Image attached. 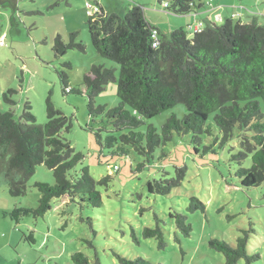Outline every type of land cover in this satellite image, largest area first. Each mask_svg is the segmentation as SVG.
I'll list each match as a JSON object with an SVG mask.
<instances>
[{"label":"rangeland","instance_id":"374dc122","mask_svg":"<svg viewBox=\"0 0 264 264\" xmlns=\"http://www.w3.org/2000/svg\"><path fill=\"white\" fill-rule=\"evenodd\" d=\"M202 1L207 8L197 18L166 10L159 0H14V7L0 6V113L12 110L19 119L26 103L30 102L37 123L43 125L48 121L46 101L50 97L71 125L61 136L70 142L76 153L84 156L75 168L78 173L88 167L97 181L110 176L107 185L97 187L102 195L101 207L81 206L80 202H71L65 196L54 199L52 209L44 217L27 215L17 222L10 213L16 207L37 208L41 192L35 183L53 185V171L44 164L38 165L23 196L10 194L8 182L1 173L0 264H68L75 251L84 252L92 261L98 258L101 264H120L115 252L128 257L142 256L159 264H225V255L211 248L209 240L219 238L236 245L241 230L249 229L251 224L255 233L250 249L261 254L256 264H264V185L245 188L237 178L239 163L231 159L240 150L237 132L224 148L217 144L215 152L209 150L204 155L203 148L195 152L192 135L177 133L172 141L157 149L150 161L138 152L112 154L111 150L101 147L95 136V131L104 126L102 120L106 116H91L88 97L80 92L66 93L58 74L64 70L73 88L83 84L93 65L117 67L119 79V66L102 57L93 45L87 21L98 4L106 12L122 16L135 4L140 5L149 22L153 25V21L159 22L163 34L169 37L180 27L193 36L187 24L195 25L199 18L206 23L212 11L213 18L222 16L216 19L218 25L231 17L245 22L256 19L264 25V0ZM72 34L76 41L84 44L85 51L67 47L57 53L54 49L57 37L68 46ZM9 90L16 91L9 95L15 104L4 99ZM119 103L117 81L110 82L95 99L96 105H106L108 109ZM187 111L186 105L181 103L146 119L140 130L146 131L153 124L161 131L173 113L183 118ZM107 132H102L103 137ZM213 138L205 135L203 144L209 146ZM144 162L146 166L139 169V164ZM250 165L249 156L243 166ZM183 167L187 170L182 184L170 194L149 192L148 181L175 177L177 169ZM225 182L238 186L228 187ZM192 196L206 205L205 212L188 210ZM175 211L188 215L194 228L191 236H183L177 230L170 216ZM155 215L161 219L160 225L166 232L165 249L158 248L155 238H145L142 234L145 227L157 226ZM31 233L34 243L26 238ZM177 235L180 241L176 240ZM85 240L91 241L93 246ZM238 264L246 262L242 259Z\"/></svg>","mask_w":264,"mask_h":264},{"label":"trees","instance_id":"16d2710c","mask_svg":"<svg viewBox=\"0 0 264 264\" xmlns=\"http://www.w3.org/2000/svg\"><path fill=\"white\" fill-rule=\"evenodd\" d=\"M212 0H210L211 2ZM242 1V0H239ZM168 3L166 10L184 15L204 8L202 0H159ZM210 4V3H209ZM201 22L203 30L195 32L193 27ZM92 41L97 52L104 58L115 62L118 68L93 65L79 87H72L64 70L58 71L64 91L80 92L89 99L91 116L105 115L104 126L95 131L97 142L112 154L130 155L138 152L150 161L157 149L172 141L175 133L192 135L196 153L206 154L216 151L218 144L224 148L235 137L240 150L232 155L239 163L236 176L245 188L264 185V25L256 19L245 22L231 17L218 25L216 19L197 21L188 27L194 35L189 36L186 28L172 31L170 37L147 19L142 6L135 4L124 16L117 12H106L103 7L90 14L87 21ZM158 31V46L154 47L153 30ZM85 51L82 42L72 34L66 46L60 36L54 49L57 53L66 48ZM118 82L120 103L110 109L106 105H96V97L110 82ZM9 90L4 99L15 104L9 97L15 93ZM47 103L48 121L38 124L27 102L19 119L14 112L0 113V174L5 176L12 196H23L28 180L36 173L38 165L44 164L53 171L55 183L38 181L35 186L41 192L37 208L16 207L10 215L17 222L27 215L44 217L51 209L54 199L65 196L81 206L90 204L101 207L103 204L98 185H107L110 176L97 181L88 167L78 173L76 166L83 155L76 153L70 142L61 134L69 131L71 125L65 114L57 109L49 97ZM184 103L187 113L179 118L173 113L159 131L150 124L146 131L140 128L146 119H151L167 110ZM109 126L112 129H109ZM219 130L218 131L216 130ZM108 131L103 137L102 132ZM205 135L212 136L213 142L203 144ZM203 145V147H202ZM232 149L235 150L233 147ZM250 156L251 165L243 166ZM146 166L139 164V169ZM186 167L177 169V176L148 181L151 193L168 195L179 187L186 174ZM225 186L236 188L237 184L225 182ZM190 212L206 211V205L196 196L190 199ZM157 219L156 227H145V238H155L159 249L167 247L166 232ZM176 228L181 235L189 237L193 225L188 215L180 211L171 212ZM236 245L219 238L209 240V246L225 255V264H238L242 259L246 264H256L260 253H253L250 240L255 233L251 224L242 229ZM35 242L31 233L26 236ZM177 241L180 237L177 235ZM92 245V242L85 240ZM120 264H159L142 256L128 257L116 253ZM68 264H101L96 258L92 261L82 251L71 254Z\"/></svg>","mask_w":264,"mask_h":264},{"label":"built area","instance_id":"2783aa9c","mask_svg":"<svg viewBox=\"0 0 264 264\" xmlns=\"http://www.w3.org/2000/svg\"><path fill=\"white\" fill-rule=\"evenodd\" d=\"M89 5L91 6V3L89 2ZM161 6H162V8H166V7H168V3L167 2H163L162 4H161ZM100 11V7L98 6V5H96L95 7H94V10H92V12H91V14H95V13H97V12H99ZM193 30L195 31V32H200V31H202L203 30V25H202V23L201 22H199V23H197L196 24V26H194L193 27ZM152 37H153V39H154V42H153V46L154 47H156V46H158V44L160 43L159 42V39H158V31L157 30H153V32H152ZM118 166H116V168H117Z\"/></svg>","mask_w":264,"mask_h":264},{"label":"crops","instance_id":"0c3cea01","mask_svg":"<svg viewBox=\"0 0 264 264\" xmlns=\"http://www.w3.org/2000/svg\"><path fill=\"white\" fill-rule=\"evenodd\" d=\"M209 1H210V0H209ZM213 1H214V0H213ZM213 1H212V2H213ZM97 4H98V2H97ZM205 5H206V6H204V8L198 9L197 12H195V13H191V15H193L194 18H197V17H196L197 15H199V14L205 12V9L207 8V4L205 3ZM98 6H99V7H103L102 5H99V4H98ZM219 6H221V5H219ZM212 13H213V11L210 13V15L207 17V19H213L212 15H211ZM219 18L221 19L222 16H216V17H215V19H219ZM200 20H202V18H201V19L199 18V21H200ZM188 22H189V21H188ZM188 22H187V23H188ZM153 23H154V26L158 27V28L161 29V31H162V28H160L162 25H161L159 22L157 23V22H154V21H153ZM155 23H156V24H155ZM189 25H190V26H193V25H191V24L188 23L187 26L189 27ZM170 29H171V28H170ZM169 31H171V30H169Z\"/></svg>","mask_w":264,"mask_h":264},{"label":"water","instance_id":"95a60500","mask_svg":"<svg viewBox=\"0 0 264 264\" xmlns=\"http://www.w3.org/2000/svg\"><path fill=\"white\" fill-rule=\"evenodd\" d=\"M0 6L14 7V0H0Z\"/></svg>","mask_w":264,"mask_h":264},{"label":"clouds","instance_id":"9594fccd","mask_svg":"<svg viewBox=\"0 0 264 264\" xmlns=\"http://www.w3.org/2000/svg\"><path fill=\"white\" fill-rule=\"evenodd\" d=\"M162 7V6H161Z\"/></svg>","mask_w":264,"mask_h":264}]
</instances>
